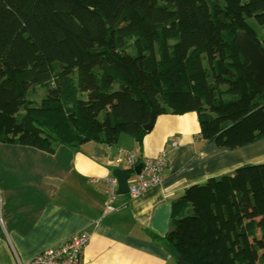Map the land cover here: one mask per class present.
Masks as SVG:
<instances>
[{
  "label": "trees",
  "instance_id": "obj_1",
  "mask_svg": "<svg viewBox=\"0 0 264 264\" xmlns=\"http://www.w3.org/2000/svg\"><path fill=\"white\" fill-rule=\"evenodd\" d=\"M264 0H0V143L54 154L139 145L150 115H197L233 150L264 137V91L237 40ZM22 111V113H19ZM189 264H264V164L189 187L164 238Z\"/></svg>",
  "mask_w": 264,
  "mask_h": 264
},
{
  "label": "crops",
  "instance_id": "obj_2",
  "mask_svg": "<svg viewBox=\"0 0 264 264\" xmlns=\"http://www.w3.org/2000/svg\"><path fill=\"white\" fill-rule=\"evenodd\" d=\"M199 133L190 112L157 116L141 145L126 134L115 147L88 142L77 151L59 146L54 154L0 143V264H27L80 232L88 244L78 264H178L164 241L172 203L193 185L264 164V137L226 150ZM162 152L167 167L161 184L136 198L118 194L115 209H104L102 180L114 169L126 171L116 163L122 153L141 162Z\"/></svg>",
  "mask_w": 264,
  "mask_h": 264
},
{
  "label": "built area",
  "instance_id": "obj_3",
  "mask_svg": "<svg viewBox=\"0 0 264 264\" xmlns=\"http://www.w3.org/2000/svg\"><path fill=\"white\" fill-rule=\"evenodd\" d=\"M168 141L172 147H176L178 144L174 139ZM165 156V152H162L156 158H143L140 162L138 155L122 153L121 157L116 159L117 164H121L126 171H129L127 195L130 198L139 197L150 188L162 183L163 172L167 167ZM139 163H141V169L135 173L134 168ZM102 181L106 187L104 209L113 211L115 209L113 204L118 195V181L114 176H107ZM87 244L86 233H76L57 246L34 256L27 264H78Z\"/></svg>",
  "mask_w": 264,
  "mask_h": 264
},
{
  "label": "water",
  "instance_id": "obj_4",
  "mask_svg": "<svg viewBox=\"0 0 264 264\" xmlns=\"http://www.w3.org/2000/svg\"><path fill=\"white\" fill-rule=\"evenodd\" d=\"M237 40L240 45L242 52L248 58V69L253 75L254 81L259 84L264 91V54L259 50L258 45L252 42L244 32L240 31L237 35ZM156 116L152 113L150 115V120L148 124L144 126V129L148 132L150 131L155 123ZM141 169V163H139L135 168L134 172L138 173ZM112 175L118 181V194H127L128 183L127 179L129 177V171L114 169ZM178 264H189L184 261L181 257H177Z\"/></svg>",
  "mask_w": 264,
  "mask_h": 264
},
{
  "label": "rangeland",
  "instance_id": "obj_5",
  "mask_svg": "<svg viewBox=\"0 0 264 264\" xmlns=\"http://www.w3.org/2000/svg\"><path fill=\"white\" fill-rule=\"evenodd\" d=\"M223 0H220V2H222ZM248 23L251 25V27L256 31L257 35H258V38L261 40L264 38V26L260 27L258 26L252 19H249L248 20ZM19 113H22V111H20ZM126 136V135H124ZM124 138H128L127 137H124ZM0 146H3V145H0ZM1 148V147H0Z\"/></svg>",
  "mask_w": 264,
  "mask_h": 264
}]
</instances>
